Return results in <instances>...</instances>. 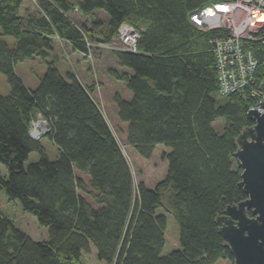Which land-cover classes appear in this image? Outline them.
<instances>
[{
    "label": "trees",
    "instance_id": "obj_1",
    "mask_svg": "<svg viewBox=\"0 0 264 264\" xmlns=\"http://www.w3.org/2000/svg\"><path fill=\"white\" fill-rule=\"evenodd\" d=\"M35 1L40 13L24 16V0H0V72L10 84L0 94V162L8 170H0V191L47 226L48 239L34 240L0 209V264H81L91 245L104 264H235L217 218L247 197L235 152L238 135L254 123L253 100L219 93L213 40L228 30H202L189 18L211 0ZM74 10L90 21L75 20ZM124 21L140 32L137 50L111 49L122 70L108 73L133 94H114L127 143L145 158L158 144L170 148L154 187H136L94 87L75 72L64 76L49 54L60 37L86 55L114 41ZM38 56L47 69L31 88L16 65ZM38 115L49 123L44 136L58 147L55 159L30 134ZM218 117L222 133L213 125ZM35 150L40 159L25 167Z\"/></svg>",
    "mask_w": 264,
    "mask_h": 264
},
{
    "label": "built area",
    "instance_id": "obj_2",
    "mask_svg": "<svg viewBox=\"0 0 264 264\" xmlns=\"http://www.w3.org/2000/svg\"><path fill=\"white\" fill-rule=\"evenodd\" d=\"M190 21L197 28L209 30L225 28L228 34L213 40L219 77L220 95L248 93L252 104L249 109H259L264 101V0H211L191 12ZM139 30L124 21L112 42L97 46L108 49L137 50ZM86 56L94 59L92 49ZM37 121V122H35ZM49 130V123L42 115L32 121L30 134L41 139Z\"/></svg>",
    "mask_w": 264,
    "mask_h": 264
},
{
    "label": "rangeland",
    "instance_id": "obj_3",
    "mask_svg": "<svg viewBox=\"0 0 264 264\" xmlns=\"http://www.w3.org/2000/svg\"><path fill=\"white\" fill-rule=\"evenodd\" d=\"M22 13L24 16H27L31 13L39 14L40 8L35 0H24ZM70 15L80 23L90 21L88 17L82 16L76 10L72 11ZM95 16L106 19L108 14L103 10H97L95 11ZM5 39L11 46H14L15 40L12 37H5ZM91 48L94 54L93 60H90L85 54L75 51L72 46H70L65 41L62 42V45L59 44L58 48L56 47L50 51L49 54L50 58L55 60L57 66L60 68V71L64 76L67 75V71H72L74 68L69 59L73 61L75 66L81 65L84 60H87L88 67L93 72L92 74L94 76V83L97 84L98 82L100 83L101 79L104 78V75H107L106 73H108L112 67H115V64L111 49L100 46H94ZM54 57L58 59L56 60ZM102 57L104 60L101 62L102 65L100 66L98 60ZM46 69V64L41 61L39 56L31 60L20 61L16 65L17 73L30 86L39 82V78L44 74ZM9 90L10 84L8 82L7 76L0 72V94L8 95ZM97 98L98 101H100V105L105 113V116L107 117L132 167L136 187L140 181H144L149 187L156 186V184L161 179H163L167 173L168 162L163 157V153L170 150V148L163 144H158L150 158L142 157L132 146L127 143V123L122 122L118 117L113 115L108 102L105 103L100 95H97ZM213 125L218 132L222 133L225 127V119L223 117H218L214 121ZM41 140L49 158L55 159L59 154L57 145L46 136H43ZM40 157L41 153L39 151H32L28 159L25 161V167H27L30 163L39 160ZM0 170L4 175H8V170L2 162H0ZM78 173L82 175L86 181L89 180L88 174L81 172ZM87 198L92 201L89 196H87ZM0 209L6 216L11 218L17 226L26 229L28 232L30 231L34 235H40V238H42V236L48 235L47 226L40 224L35 215L25 211L19 199H11L3 191H0ZM80 263L104 264L98 258H95L91 250L82 256Z\"/></svg>",
    "mask_w": 264,
    "mask_h": 264
},
{
    "label": "water",
    "instance_id": "obj_4",
    "mask_svg": "<svg viewBox=\"0 0 264 264\" xmlns=\"http://www.w3.org/2000/svg\"><path fill=\"white\" fill-rule=\"evenodd\" d=\"M261 104L264 107V101ZM248 114L254 123L238 135L235 152L243 167L240 185L247 197L228 205L217 221L235 264H264V112L252 108Z\"/></svg>",
    "mask_w": 264,
    "mask_h": 264
},
{
    "label": "crops",
    "instance_id": "obj_5",
    "mask_svg": "<svg viewBox=\"0 0 264 264\" xmlns=\"http://www.w3.org/2000/svg\"><path fill=\"white\" fill-rule=\"evenodd\" d=\"M64 41L71 46V44L68 41H66L65 39L57 37L56 40H55L54 49L56 47L58 48L59 44L62 45V42H64ZM54 59L57 60L58 58L54 57ZM113 59H114L115 67H118L120 70H122V67L118 66V63H117V61H116L114 56H113ZM69 60L71 61L72 66L74 68H73L72 71H67V73L68 72H75L77 74V76L80 78V80L85 85H87V86L92 85L94 87L93 94H94V97L96 98V100L98 101L97 95H100V97L102 98V100L105 103L108 102V104H109V106H110V108H111V110L113 112V115L118 117L117 108H116V105H115V102H114V94L118 92V93L122 94L123 96H125L128 99H130L132 97V95H133L132 92L128 89L126 83L121 81V80H117V79L113 78L109 73H106L107 75H104V78L101 79V81H100L101 84L99 82L97 84H95L94 83V78H93L94 76L92 74L93 72L88 67L87 60L86 61L84 60L83 63L81 65H78V66H75V64L73 63V61L71 59H69ZM103 60H104L103 57L98 60L100 66L102 65L101 62ZM24 82L27 84L26 81H24ZM37 85H38V82L33 84V85H31V86L30 85H28V86L31 87V88H35ZM98 102L100 103V101H98ZM21 229L23 231H25L27 234H29L34 240H45V239H48V235L47 236H42V238H40L39 237L40 235L39 236L38 235H34V234H32V232H30V231L28 232L24 228H21ZM91 251L93 252L95 258H97L96 257L97 248L94 245H91Z\"/></svg>",
    "mask_w": 264,
    "mask_h": 264
}]
</instances>
